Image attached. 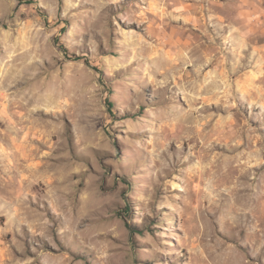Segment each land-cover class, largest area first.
<instances>
[{
	"label": "rangeland",
	"instance_id": "1",
	"mask_svg": "<svg viewBox=\"0 0 264 264\" xmlns=\"http://www.w3.org/2000/svg\"><path fill=\"white\" fill-rule=\"evenodd\" d=\"M0 264H264V0H0Z\"/></svg>",
	"mask_w": 264,
	"mask_h": 264
},
{
	"label": "bare ground",
	"instance_id": "2",
	"mask_svg": "<svg viewBox=\"0 0 264 264\" xmlns=\"http://www.w3.org/2000/svg\"><path fill=\"white\" fill-rule=\"evenodd\" d=\"M167 57H168L167 60H170L169 63L171 64V66H173V69H177V70H178V69H179V63H178V64H175V63H174V58L171 57V54H170L169 52L167 53ZM169 63H167V65H169ZM169 66H170V65H169ZM215 80H216V79H215ZM226 95H227V94H226ZM214 102H215V101H214ZM227 106H228V105H227ZM219 107H220V106H219Z\"/></svg>",
	"mask_w": 264,
	"mask_h": 264
}]
</instances>
